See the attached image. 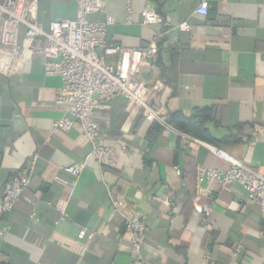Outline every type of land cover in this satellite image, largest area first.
I'll list each match as a JSON object with an SVG mask.
<instances>
[{
	"label": "crops",
	"instance_id": "obj_1",
	"mask_svg": "<svg viewBox=\"0 0 264 264\" xmlns=\"http://www.w3.org/2000/svg\"><path fill=\"white\" fill-rule=\"evenodd\" d=\"M200 1L105 0L114 19L108 41L157 43L159 55L141 79L161 84L152 102L169 118V126L149 121L120 95L95 111L102 143L125 148L115 168L91 155L80 125L52 132L63 113L62 82L45 75L24 29L21 62L0 55V198L38 156L13 211L0 209V229L7 227L0 264H264L259 204L239 183L199 180L223 163L191 139L264 173V0H208L207 15L196 13ZM147 8L164 22L145 24ZM75 12V0H40L39 23L47 28ZM184 21L191 30L179 28ZM79 162L86 166L77 177L63 170ZM211 200L207 216L201 207ZM115 203L147 223L138 250Z\"/></svg>",
	"mask_w": 264,
	"mask_h": 264
},
{
	"label": "built area",
	"instance_id": "obj_2",
	"mask_svg": "<svg viewBox=\"0 0 264 264\" xmlns=\"http://www.w3.org/2000/svg\"><path fill=\"white\" fill-rule=\"evenodd\" d=\"M75 4L76 12L72 17L51 20L45 28L39 23L40 0H0V55L21 62L19 43L24 29V39L31 54L43 59L45 75L59 77L62 82L57 90V103L63 107V113L54 121L52 132H67L80 125L83 138L91 144V155L101 165L115 168L125 148L102 143L100 125L94 113L109 108L113 97L120 95L127 100V109L136 110L149 121L169 126L166 108L152 102L153 91L161 84L149 86L141 79L142 69L156 61L159 47L156 42L146 47H124L108 41V27L114 19L107 13L105 0H75ZM195 11L207 15L209 1L201 0ZM93 13H105V21L90 20ZM163 22L161 15L152 9H145V24ZM179 28L189 31L191 25L184 21ZM191 139L223 163V166L205 168L198 179L207 182L217 180L223 186L241 184L248 199L259 204L264 220V173L221 147L201 139ZM37 157L13 176L1 196L3 214L11 213L22 193L29 188ZM85 166V162H79L63 170L77 177ZM199 190L203 188L199 187ZM213 204V200L203 204L202 212L209 216ZM113 210L123 216L125 227L138 250L140 240L148 229L145 219L127 214L119 203L114 204ZM6 231L7 227L0 229V236H4Z\"/></svg>",
	"mask_w": 264,
	"mask_h": 264
},
{
	"label": "trees",
	"instance_id": "obj_3",
	"mask_svg": "<svg viewBox=\"0 0 264 264\" xmlns=\"http://www.w3.org/2000/svg\"><path fill=\"white\" fill-rule=\"evenodd\" d=\"M169 119V118H168Z\"/></svg>",
	"mask_w": 264,
	"mask_h": 264
}]
</instances>
